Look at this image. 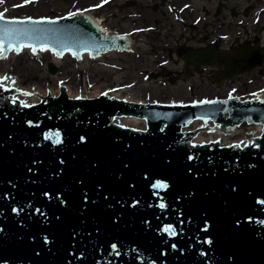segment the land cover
Masks as SVG:
<instances>
[{"label": "water", "instance_id": "1", "mask_svg": "<svg viewBox=\"0 0 264 264\" xmlns=\"http://www.w3.org/2000/svg\"><path fill=\"white\" fill-rule=\"evenodd\" d=\"M5 15L0 26L25 33L11 41L19 47L6 58L28 45L37 55L50 49L78 60L84 52L94 58L129 49L126 36L103 34L81 11ZM3 83L0 264H264V129L231 145L194 140L203 129L264 126V97L179 104L111 94L77 99L61 84L59 95L27 103L29 91ZM195 120L205 124L187 130ZM57 130L61 144L44 139ZM157 180L169 187L154 189ZM168 225L176 236L163 231Z\"/></svg>", "mask_w": 264, "mask_h": 264}, {"label": "flooded vegetation", "instance_id": "2", "mask_svg": "<svg viewBox=\"0 0 264 264\" xmlns=\"http://www.w3.org/2000/svg\"><path fill=\"white\" fill-rule=\"evenodd\" d=\"M64 1L70 5L64 14L81 11L94 18L102 33L126 36L130 49L105 54L139 56L141 41H160L166 59L177 56L180 71L191 80L189 90L205 91L194 98L264 96V0ZM115 14L120 16L112 18ZM160 67L150 75L171 81L168 68Z\"/></svg>", "mask_w": 264, "mask_h": 264}, {"label": "rangeland", "instance_id": "3", "mask_svg": "<svg viewBox=\"0 0 264 264\" xmlns=\"http://www.w3.org/2000/svg\"><path fill=\"white\" fill-rule=\"evenodd\" d=\"M43 3L26 2V0H2L0 2V12H8L12 14H22L31 16H40L51 18L64 15V12L70 8L65 4L64 0H43ZM96 1V0H91ZM120 15H113L115 18ZM112 28L117 26L112 23ZM180 29H174V33ZM173 38V37H172ZM158 39V36H157ZM162 47L160 41H141L138 45V54H129V56L118 55L117 53L104 54L98 58H89L88 56L76 60L71 55L67 54L60 57V63L52 53L51 56H43L51 52V50L41 51L35 55L30 48L23 52L12 53L6 59L0 58V70L7 72L18 71L15 69L17 62L26 64V69L29 68L30 75L22 79V84L28 85L36 83L45 94L54 93L59 94V86L65 84L72 92L79 96L92 97L98 93L97 88L101 93H121L122 97L133 95L136 99L151 102L169 103L172 101L190 102L194 97H201L206 94L205 91H197L196 88L189 90L190 78L180 71V64H176L177 56L174 59L165 58L167 51L160 49ZM155 49L156 55H152ZM163 55V56H161ZM56 66V71L51 70V65ZM106 66L114 72L109 76L103 78L94 77L91 71L92 66ZM164 64L168 68L166 77L172 78L171 81L166 80L167 83H162L160 80L162 76H151L150 73H157ZM98 80H101L98 82ZM99 85V86H98ZM110 86H113L112 88ZM70 91V90H69ZM113 91V92H112ZM73 94V95H74ZM210 95V94H209ZM234 139V138H232Z\"/></svg>", "mask_w": 264, "mask_h": 264}, {"label": "bare ground", "instance_id": "4", "mask_svg": "<svg viewBox=\"0 0 264 264\" xmlns=\"http://www.w3.org/2000/svg\"><path fill=\"white\" fill-rule=\"evenodd\" d=\"M40 3H43L44 4V1H41ZM63 3H65V4H67V2L65 1V2H63ZM64 13H66V12H64ZM106 31H109L108 30V28L107 27H105L104 28ZM24 51V50H23ZM52 55V52H48V53H46V54H44L43 56L45 57V56H51ZM85 57H87V55H84V58ZM83 58V57H82ZM60 57L59 58H57V59H55L58 63H60L61 61H60ZM81 60V59H80ZM102 64H100V65H97V66H92L91 68V71L93 70V72H92V74H94V77H97V78H103L104 76H106V75H111V73L112 74H114V73H117V74H119V72H114L113 73V70H111V69H109V68H107L106 66H101ZM18 68V71H13V72H7V74H3L4 73V71H1L0 70V74H1V77H4V76H7V77H9L10 79H8V80H6V85H12V81H13V78L11 77V76H15V77H17L18 76V78H17V81H16V86L15 87H19V88H21V89H24V90H27V91H29V93H31V95H24V97H25V99H26V102H32V103H34V102H38L39 100H40V96L42 95V94H44V95H47V94H45L42 90H41V88L36 84V83H32V84H29V86L28 85H24V84H22V79L23 78H26V77H28V75H30L31 73H30V70H29V68L28 69H26V64H22V63H19V62H17V65H16V67H15V69H17ZM99 81H101V80H98V82ZM99 86V85H98ZM111 88L113 87V86H110ZM97 88V91H98V93H96L95 95H93V96H98V95H101L99 92H101V90H99L98 89V87H96ZM67 89H68V87H67ZM69 92H70V97H83V96H79L77 93H75L74 94V92H72L71 91V89L69 88ZM113 92V91H112ZM52 94H54V93H52ZM74 94V95H73ZM109 94H111L112 95V97H118V98H121V99H127V100H130V101H135V102H137V101H143V100H141V99H135L134 97H133V95H129V96H127L126 95V97H122L121 96V93H116V92H113V93H109ZM37 96H39V97H37ZM92 96V97H93ZM252 129V128H251ZM260 131L258 130L257 131V133H259ZM231 133H234V132H231ZM205 135V136H204ZM216 137V134H213V135H208V134H203V132H202V134L200 133V134H198V136H196V138H197V140L199 141V142H203V140H213L214 138ZM221 138L223 139V141H230V139H232V138H228L227 136H221ZM234 139L236 138V139H238L239 141L240 140H242V139H244V132H242L241 130H238V132L236 133V135L233 137Z\"/></svg>", "mask_w": 264, "mask_h": 264}, {"label": "snow or ice", "instance_id": "5", "mask_svg": "<svg viewBox=\"0 0 264 264\" xmlns=\"http://www.w3.org/2000/svg\"><path fill=\"white\" fill-rule=\"evenodd\" d=\"M0 2H2V0H0ZM26 2H31V0H26ZM105 2H106V0H105ZM76 14L77 13H69V16H75ZM2 19H3V14L0 13V20H2ZM28 19L31 20L32 18L29 17ZM36 23H39V21H36ZM21 35H25V33L20 32V31H18L16 29H9L7 27L0 26V58H6L5 55H4V53L6 51H8V50H12L13 47H17V50H18V47L19 46H14L11 43V41L14 38L15 39H19V37ZM6 43L8 44V48L7 49L4 47ZM28 47H31L33 52H36L37 51L36 47H34L32 45H28ZM74 55H75V53H74ZM8 79H10V78L7 77V76L0 77V88H5V90H8L6 88V86L4 85V83H3L4 80H8ZM12 83L15 84V81L13 80ZM17 91H20V90L17 89ZM24 94L25 95H31V93H24ZM102 95H105L106 96L107 93H102ZM77 99H81V97H77ZM13 103H15V100H13ZM199 103H215V101L205 100V101H200ZM23 106L24 107H31L30 104H24ZM31 123L32 122H29V124H31ZM36 126H38V125H36ZM53 137H55V139L53 140V143L54 144L59 145V144H61L63 142L62 141V138H61V133L58 130L55 133L49 131V132H47V133L44 134V139H46V140L53 139ZM81 139H83V138H81ZM152 187L154 189H163V190H166L169 187V185L165 181L157 180L152 185ZM155 194L158 195V193H155ZM45 195L47 196L49 194L45 193ZM136 203H138V202H136ZM261 203H264V201H261ZM158 206L163 209V208L166 207V204L165 203H160ZM13 211L18 213L21 210L14 208ZM36 211L39 213L40 212V209H36ZM204 230L206 231L207 228H205ZM0 231H2V229H0ZM163 231L166 232V233H168L170 236H176L177 235L176 230L171 225L165 226L163 228ZM45 241L47 242V238L46 237H45ZM206 242L210 244L211 243V240H207ZM175 247L176 246L173 245V248H175ZM111 248L115 251L117 249V245L116 244H112L111 245ZM116 254L118 255L119 253L117 252Z\"/></svg>", "mask_w": 264, "mask_h": 264}]
</instances>
